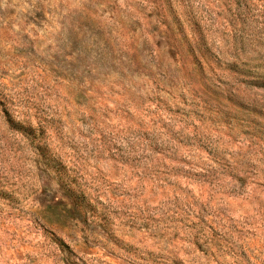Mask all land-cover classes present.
<instances>
[{"label": "rangeland", "instance_id": "rangeland-1", "mask_svg": "<svg viewBox=\"0 0 264 264\" xmlns=\"http://www.w3.org/2000/svg\"><path fill=\"white\" fill-rule=\"evenodd\" d=\"M0 264H264V0H0Z\"/></svg>", "mask_w": 264, "mask_h": 264}]
</instances>
